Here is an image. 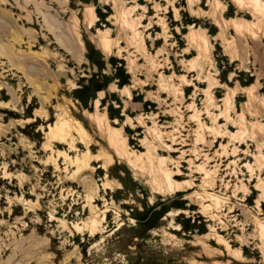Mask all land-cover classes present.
<instances>
[{
	"label": "rangeland",
	"instance_id": "1",
	"mask_svg": "<svg viewBox=\"0 0 264 264\" xmlns=\"http://www.w3.org/2000/svg\"><path fill=\"white\" fill-rule=\"evenodd\" d=\"M28 2L0 0V264H264V0Z\"/></svg>",
	"mask_w": 264,
	"mask_h": 264
},
{
	"label": "bare ground",
	"instance_id": "2",
	"mask_svg": "<svg viewBox=\"0 0 264 264\" xmlns=\"http://www.w3.org/2000/svg\"><path fill=\"white\" fill-rule=\"evenodd\" d=\"M28 2V0H26ZM30 1V0H29ZM32 1V0H31ZM255 1H259V0H255ZM36 2V1H35ZM29 3V2H28ZM216 3V2H215ZM23 5V4H22ZM119 5V4H118ZM18 6V5H17ZM38 6V5H37ZM92 9V8H91ZM6 13V12H3ZM1 14V12H0ZM119 15V14H118ZM128 16V15H127ZM118 17V16H117ZM30 18V17H28ZM55 20V19H54ZM237 25V24H236ZM242 25V24H241ZM5 26V24H4ZM124 26V25H123ZM7 27V26H6ZM3 28V27H2ZM124 28V27H123ZM4 30V29H3ZM6 30V29H5ZM8 30V29H7ZM9 31V30H8ZM126 31V30H125ZM10 32V31H9ZM8 32V33H9ZM56 32V31H55ZM205 32V31H204ZM7 33V32H6ZM6 33L4 32V35H6ZM57 33V32H56ZM101 33V32H100ZM103 33V32H102ZM106 34V31L104 32ZM101 36V35H100ZM106 36V35H105ZM109 36V35H108ZM195 37V35H194ZM102 38L103 41V35L100 37ZM107 38V36H106ZM201 41L199 42V45L201 47L204 48V50H206L208 48V39L206 37H204V35H202L200 37ZM111 40V39H110ZM109 40V41H110ZM101 41V42H102ZM100 42V41H99ZM110 43V42H109ZM112 44V42L110 43ZM102 45V43H101ZM110 48V45H108ZM106 47V46H105ZM104 47V48H105ZM106 50V49H105ZM209 92V91H208ZM103 96V95H101ZM105 115V114H104ZM101 116V115H100ZM60 117V116H59ZM97 118V117H96ZM105 119V116L104 118ZM73 121V120H72ZM101 120H99V126L101 129H103L105 131V133L107 134V140L109 142V145L111 147V149L114 151V153L120 157V158H125L127 159L129 162H131V164L135 165V159H131L130 157V151L128 149L129 145L127 143V139L126 137L123 135V132L121 131V127L120 129H113L112 127H105L101 125ZM103 122V121H102ZM106 121H105V123ZM244 124V123H243ZM74 128L78 131L79 135H81V138L84 139V136H86L87 131L85 130L84 126L80 123V122H75L72 123L71 120L66 119L65 117H61L59 118L56 123L54 125L50 126V130L48 132V137L50 138V140L52 139L53 141H57V142H61V141H65L67 140L70 136L72 131L74 130ZM154 132V131H153ZM85 141V140H84ZM89 142V141H88ZM149 142V141H148ZM89 144V143H87ZM149 151V150H148ZM109 155L105 152V153H99V155H97L95 158H101L104 157V159L106 160V158H111L108 157ZM138 156V155H137ZM142 156V155H141ZM66 157V156H65ZM151 157V156H150ZM149 157V159H147L148 161H150V165L154 166L152 159ZM153 157V156H152ZM93 156L91 154V152H89V150L83 155L82 159H78L77 158V163H78V168H87L88 166H91L90 161L92 160ZM148 158V157H147ZM155 158V157H154ZM163 158V157H162ZM133 160V161H132ZM142 160V159H141ZM113 159L111 158L109 160V163H112ZM106 163V162H105ZM104 163V167L105 164ZM141 164V163H140ZM139 164V165H140ZM141 166V165H140ZM151 166V167H152ZM143 167V166H142ZM141 167V168H142ZM155 169H157V171L160 173H158V175L156 176L155 182L157 184L156 187H164V185H166L168 188L169 187H178L180 188V185L173 179L172 177V173L169 172V170H166L163 168V166L161 164H159L158 166H154ZM171 170V169H170ZM258 186V184H257ZM154 188V187H153ZM167 189V188H166ZM94 195V194H93ZM92 217V216H91ZM93 218V217H92ZM98 220V219H97ZM95 221L91 222V227L94 226ZM97 223V222H96ZM218 235V234H217ZM222 236H220L221 238ZM220 241V240H219ZM224 242V241H223ZM227 245V243H226ZM229 245V244H228Z\"/></svg>",
	"mask_w": 264,
	"mask_h": 264
}]
</instances>
